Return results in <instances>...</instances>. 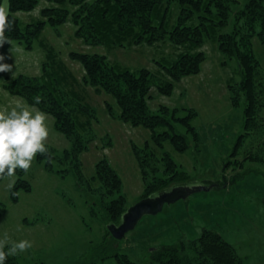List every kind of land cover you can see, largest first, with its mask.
Wrapping results in <instances>:
<instances>
[{
  "label": "rangeland",
  "instance_id": "rangeland-1",
  "mask_svg": "<svg viewBox=\"0 0 264 264\" xmlns=\"http://www.w3.org/2000/svg\"><path fill=\"white\" fill-rule=\"evenodd\" d=\"M223 1L234 2L228 4L232 16L223 27L212 28L206 23L207 36L187 51L203 56L199 70L177 81L168 79L163 67L184 49L169 44L124 50L93 47L75 39L68 24L57 29L46 27L31 51L15 42L1 49L6 59L0 63L13 65L12 72H0L1 83L18 75L41 77L43 64L60 74L64 64L68 78L62 77L58 87L65 94L63 99L79 109L81 104L89 108L88 114L75 109L72 115L81 140L78 147L82 150L86 146L78 161L81 185L89 194L76 187L70 173H48L36 157L22 175L31 191L19 190L16 203L9 194L17 176L0 181L4 206L0 238L6 232L10 241L32 242L31 248L7 260L15 264H83L96 257V248L104 244L107 251L112 250L109 255L117 253L135 263L150 264L148 253L157 246L197 239L206 229L219 233L244 264L264 263V39L259 36L264 28L259 21L250 25L248 17L241 16L250 0ZM42 5L40 2L33 11L17 13L16 17L21 24L35 22L40 19ZM262 5L264 9V1ZM1 6L8 9V0H2ZM179 10L177 5L170 9L169 26L175 24ZM224 37L231 38L222 42L229 51L236 50L242 66L219 49L218 40ZM51 52L53 68L46 60ZM70 52L103 55L113 65L133 73L146 69L161 85L170 83L169 95L152 88L144 100L147 112L159 116L161 124L152 131L121 119L122 110L115 98L96 94L81 83L84 72L69 59ZM71 92L81 98L72 99ZM1 94L0 87V98ZM46 123L49 137L45 146L57 154L69 150L72 143L54 129L48 115ZM103 162L119 179L113 193L110 184L102 187L95 180L96 166ZM156 181L167 186L227 181V186L191 195L187 201L165 206L156 216L143 217L113 248L107 225L91 204L98 209L101 202L122 197L128 208L151 192ZM101 264L117 263L109 258Z\"/></svg>",
  "mask_w": 264,
  "mask_h": 264
},
{
  "label": "trees",
  "instance_id": "trees-1",
  "mask_svg": "<svg viewBox=\"0 0 264 264\" xmlns=\"http://www.w3.org/2000/svg\"><path fill=\"white\" fill-rule=\"evenodd\" d=\"M263 1L250 0L246 6L244 5L241 16H247L250 25L259 21L260 27L264 28ZM40 2H43V7L39 12L40 19L32 23L21 24L16 14L29 13L37 8ZM233 3L223 0H8L9 20L13 23L11 28L5 30V36L11 43L15 42L23 46L25 51H31L34 42L39 39L46 27L57 29L68 24L73 29L72 34L75 39L93 47L106 46L111 49L124 50L142 45L169 44L178 50H185L183 53L179 52L174 62L163 67L165 76L171 81H177L179 77L198 72L203 56L200 53L187 52L188 48L198 47L203 35L206 37L207 32L209 33V27L224 26L228 16H232L229 5ZM1 4L2 0H0V6ZM173 5H177L180 10L175 24L169 26L168 15ZM259 36L264 39V29ZM227 38L218 40L219 49L224 54L232 56L242 66V60L236 50L232 48L229 51L226 44L222 42L229 40ZM6 44L8 43L4 45ZM53 57L52 52L47 53L46 60L49 59L48 65L52 68L55 63ZM68 57L82 67L84 72V78L81 79L82 84L93 88L96 94L104 93L118 101L122 110L121 119L130 121L134 125L140 124L152 131L161 124L162 120L158 119L159 116H153L147 112L144 100L152 88L162 95H169L172 89L170 83L161 85L158 80L150 76L146 69L133 73L128 69L113 65L103 55L70 52ZM43 65L41 66V77L18 75L11 80H6L2 89L8 95L22 98L28 105H34L53 119L54 129L64 135L72 146L69 150H64L62 154H57L55 150L45 146L46 153H37L36 161L48 173L61 176L70 173L74 177L76 187L88 193V190L81 185L83 177L81 164L78 161L79 152L86 150V146H83L82 150L78 147L81 140L76 135V123L72 116L75 114L74 110H78L79 107L64 100L65 94L58 88L60 79L68 78V74L64 64L59 68L60 74L52 73L51 69ZM49 71L51 73H48ZM247 73H250V70H247ZM241 74L244 72L241 71ZM72 84L76 87L75 83ZM75 87L72 88L74 92ZM70 94L72 99L81 98L75 93ZM37 97L40 98L38 104L36 103ZM87 106L81 104L82 108L80 107L79 110L88 114ZM237 145L238 143L235 148ZM23 172L24 170L18 168L15 173L17 180L9 194L13 203L18 201L19 190L31 191L29 183L22 179ZM5 177L7 176L0 177V181ZM95 180L102 184V187L109 188L110 184V193L114 192L119 182L118 176L105 162L96 166ZM170 187L172 186L156 181L154 189L146 193L143 198ZM108 200L101 202L98 209L94 204L91 206L100 214L103 223L118 224L127 209L123 198ZM3 209L4 206L0 202V215ZM106 234L110 237L109 243H112L114 248L117 241L110 236L107 229ZM107 248L104 244L100 245L96 248L98 254L94 252L96 257L83 264H101L109 258L114 259L117 264H138L126 255L117 253L109 255L108 252L112 250L107 251ZM148 254L150 264H243L235 249L219 233L206 229L202 230L197 239L186 242L180 240L175 245H160ZM6 263L15 264L9 259L5 261Z\"/></svg>",
  "mask_w": 264,
  "mask_h": 264
},
{
  "label": "clouds",
  "instance_id": "clouds-1",
  "mask_svg": "<svg viewBox=\"0 0 264 264\" xmlns=\"http://www.w3.org/2000/svg\"><path fill=\"white\" fill-rule=\"evenodd\" d=\"M12 23L8 9L0 6V47L11 43L5 36V30L11 28ZM5 59L0 54V61ZM12 69L13 65L0 63V72H12ZM39 102L40 98L37 97L36 103ZM46 121V113L34 105H28L22 98L14 99L7 106H0V177H14L18 168L26 172L37 153H46L45 141L49 137ZM31 247L29 240L10 241L5 232L0 238V264H5L9 256Z\"/></svg>",
  "mask_w": 264,
  "mask_h": 264
},
{
  "label": "water",
  "instance_id": "water-1",
  "mask_svg": "<svg viewBox=\"0 0 264 264\" xmlns=\"http://www.w3.org/2000/svg\"><path fill=\"white\" fill-rule=\"evenodd\" d=\"M227 182H204L174 185L168 189L157 192L146 198H142L134 205L128 207L122 214L118 224H108L106 226L110 236L120 241L126 234L133 231L139 221L146 216H156L163 211L165 206H171L178 201H187L191 195L209 192L212 190L224 189Z\"/></svg>",
  "mask_w": 264,
  "mask_h": 264
},
{
  "label": "crops",
  "instance_id": "crops-1",
  "mask_svg": "<svg viewBox=\"0 0 264 264\" xmlns=\"http://www.w3.org/2000/svg\"><path fill=\"white\" fill-rule=\"evenodd\" d=\"M8 45V44H7ZM7 45H4L2 47H0V52H1V49L5 48ZM3 84L4 82H0V87H1V98H0V106H7L11 103V101H13L14 99H16L17 97H13V96H10L8 95L3 89ZM244 264V262H243ZM264 264V263H263Z\"/></svg>",
  "mask_w": 264,
  "mask_h": 264
}]
</instances>
